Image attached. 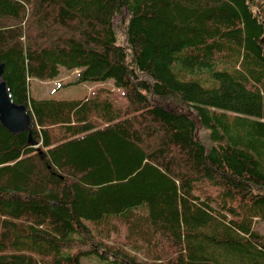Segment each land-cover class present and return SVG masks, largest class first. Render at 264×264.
Segmentation results:
<instances>
[{"label":"trees","instance_id":"obj_1","mask_svg":"<svg viewBox=\"0 0 264 264\" xmlns=\"http://www.w3.org/2000/svg\"><path fill=\"white\" fill-rule=\"evenodd\" d=\"M0 63V264H264V0H0Z\"/></svg>","mask_w":264,"mask_h":264},{"label":"rangeland","instance_id":"obj_2","mask_svg":"<svg viewBox=\"0 0 264 264\" xmlns=\"http://www.w3.org/2000/svg\"><path fill=\"white\" fill-rule=\"evenodd\" d=\"M129 11L127 8H123L121 14L114 17V28L118 38L119 44L126 45V23ZM76 73L74 71H69L66 68H61L60 75L54 80L46 81L44 83L33 79L32 80V93L37 95H51L56 98H70V97H81L85 95L92 87L101 85L102 83L112 84V80L109 79L106 82L98 81H87L83 83H72L75 80ZM42 83L39 86L41 92L36 91L35 85ZM43 91V92H42ZM258 230L264 232V222H259L257 226ZM83 264H107L105 262H99L96 257H91L85 259Z\"/></svg>","mask_w":264,"mask_h":264},{"label":"water","instance_id":"obj_3","mask_svg":"<svg viewBox=\"0 0 264 264\" xmlns=\"http://www.w3.org/2000/svg\"><path fill=\"white\" fill-rule=\"evenodd\" d=\"M3 67L4 63H0V121L11 132L28 131V142L32 145H37L31 127V115L27 112V107L24 103H16L12 100L7 81L3 78ZM153 100L157 102L155 99ZM157 104L170 112H177L175 108L168 104L165 105L162 102H157ZM187 115L193 118L197 133L201 126L200 120L192 111L187 112ZM41 154L44 156L43 153Z\"/></svg>","mask_w":264,"mask_h":264},{"label":"bare ground","instance_id":"obj_4","mask_svg":"<svg viewBox=\"0 0 264 264\" xmlns=\"http://www.w3.org/2000/svg\"><path fill=\"white\" fill-rule=\"evenodd\" d=\"M27 107V106H26ZM28 112V111H27ZM29 113V112H28ZM34 137V136H33Z\"/></svg>","mask_w":264,"mask_h":264}]
</instances>
